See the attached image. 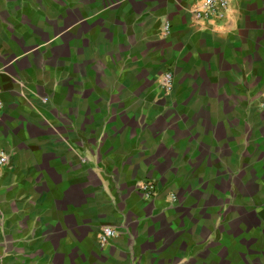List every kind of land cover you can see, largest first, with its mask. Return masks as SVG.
<instances>
[{
  "label": "crops",
  "instance_id": "obj_1",
  "mask_svg": "<svg viewBox=\"0 0 264 264\" xmlns=\"http://www.w3.org/2000/svg\"><path fill=\"white\" fill-rule=\"evenodd\" d=\"M203 1L0 0V264H264V0Z\"/></svg>",
  "mask_w": 264,
  "mask_h": 264
},
{
  "label": "built area",
  "instance_id": "obj_2",
  "mask_svg": "<svg viewBox=\"0 0 264 264\" xmlns=\"http://www.w3.org/2000/svg\"><path fill=\"white\" fill-rule=\"evenodd\" d=\"M229 8V0H204L201 4L194 7L191 11L192 19L195 22H210L212 20L221 19L225 16ZM170 23L165 21L163 31L168 34L170 31ZM159 84L165 91H171L174 85V74L167 72L163 74ZM6 161L5 156H0V167ZM140 192L146 199H152L158 194V187L150 181H145L139 185ZM101 245H105L116 236L117 232L114 228L105 226L101 228Z\"/></svg>",
  "mask_w": 264,
  "mask_h": 264
}]
</instances>
